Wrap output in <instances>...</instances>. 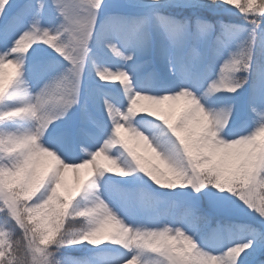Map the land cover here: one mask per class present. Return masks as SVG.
Listing matches in <instances>:
<instances>
[{"label": "snow or ice", "instance_id": "obj_1", "mask_svg": "<svg viewBox=\"0 0 264 264\" xmlns=\"http://www.w3.org/2000/svg\"><path fill=\"white\" fill-rule=\"evenodd\" d=\"M223 6L246 24L208 15ZM134 7L136 15H125L108 11L106 0H0V106L16 102L0 109V264H264V110L252 108L256 126L243 133L232 129L231 107L202 103L248 84L258 45L264 53V0ZM128 23L142 29L135 45L112 30ZM154 47L172 69L152 73L154 90L96 59L95 49H107L127 63ZM225 52L218 77L199 94L189 73ZM89 63L99 81L123 85L127 105L109 94L106 117L85 104L79 123L54 127L80 105ZM9 66L16 72L6 76ZM29 73L42 81L35 92ZM137 97L151 98L150 107H138ZM16 120L34 125L5 126ZM239 212L258 222H236ZM234 230L245 240L206 246Z\"/></svg>", "mask_w": 264, "mask_h": 264}, {"label": "rangeland", "instance_id": "obj_2", "mask_svg": "<svg viewBox=\"0 0 264 264\" xmlns=\"http://www.w3.org/2000/svg\"><path fill=\"white\" fill-rule=\"evenodd\" d=\"M13 2L15 3V0H13ZM106 2L109 5L108 11H118L125 15H136L133 13H126L128 8L134 7V0H106ZM220 8H230V6H223ZM220 8L213 7L207 11L212 10L213 12H216ZM112 30L122 33L132 42L133 45L136 44L142 35V29L131 23L113 25ZM239 39V36L232 38L230 46L231 50H235ZM40 48L44 49L47 48V46L41 45ZM129 50H131V48ZM47 51L51 52L52 49L48 48ZM95 52L97 53L96 59L98 64L114 70L118 68L128 69L135 74L136 83L141 85L146 91L154 90L152 78V73L154 71L164 77H168L172 74V69L169 64L157 54L155 47L150 54L141 55L137 53L134 60L127 63L121 58L114 57L107 49H95ZM227 56L228 52H225L223 57L213 58L209 64H206L199 69H193L192 72L189 73V79L186 82L199 88V94L202 95L207 90L211 81L218 77L220 66ZM40 59V54H37V56L33 58V62L38 65ZM254 61L253 72L248 84L237 93L220 92L207 96L205 97V100H202L206 109L231 107L233 112V131L243 133L251 132L255 128L257 120L252 108L255 106L264 110V103L260 102L261 99L264 98V53H261L259 45L254 53ZM14 72H16V69L12 66H9L5 70L6 76ZM244 75L246 74L243 73L241 76ZM16 79H18V77H16ZM28 81L33 92H35L42 83V81H38L36 76L32 73L28 74ZM109 94H119L123 99L124 105H127V97L123 93V85L106 84L105 82L99 81L94 68L89 63L87 74L82 85L80 105L73 108L63 120L57 121L54 127L61 128L69 123H79L82 118L85 104H87L88 109L98 118L102 116L106 117V113L104 112V101L105 99L111 98ZM15 103L16 102L14 101H9L7 105L0 106V109L13 106ZM33 125L34 122L30 120H16L8 122L5 126L14 131L24 132L32 128ZM149 155L152 154L149 153ZM81 171L83 172L85 170ZM66 179L71 185L74 183V173L71 170L67 173ZM233 219L238 223L256 224L258 222L254 215L245 212H239L233 217ZM243 240H245L244 234L240 230H234L223 236L210 237L207 241L208 245L206 244V246L209 249L221 250L230 243H236Z\"/></svg>", "mask_w": 264, "mask_h": 264}, {"label": "trees", "instance_id": "obj_3", "mask_svg": "<svg viewBox=\"0 0 264 264\" xmlns=\"http://www.w3.org/2000/svg\"><path fill=\"white\" fill-rule=\"evenodd\" d=\"M220 8V7H218ZM128 14H137L136 8L134 7H130L128 8V11L126 12ZM175 14H180V10L176 9L175 10ZM187 14V13H184ZM208 15L210 17L213 18H217V19H223L225 21V23H232V24H246L244 18L242 16H240V14L235 10V9H231V8H220L219 10H217L216 12L208 11ZM243 73H241L240 75H242ZM69 186H71L70 183H68ZM0 223H4L3 217H0ZM215 225V221H213V225ZM8 226H6L7 228ZM205 234H207V230H205ZM209 240V238L207 239V241ZM206 241V243H207ZM66 255H71V256H77V255H81L82 253L73 251L71 249L66 250L65 252ZM251 259V258H249Z\"/></svg>", "mask_w": 264, "mask_h": 264}, {"label": "clouds", "instance_id": "obj_4", "mask_svg": "<svg viewBox=\"0 0 264 264\" xmlns=\"http://www.w3.org/2000/svg\"><path fill=\"white\" fill-rule=\"evenodd\" d=\"M190 104H195L196 101H189ZM135 104L140 107L147 109L151 105V98L149 97H137ZM261 137L264 138V133L261 134Z\"/></svg>", "mask_w": 264, "mask_h": 264}]
</instances>
